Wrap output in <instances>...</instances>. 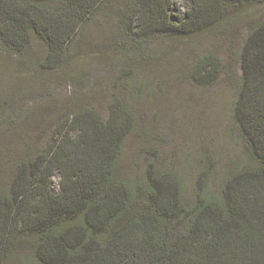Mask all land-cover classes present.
Instances as JSON below:
<instances>
[{
	"label": "trees",
	"instance_id": "trees-1",
	"mask_svg": "<svg viewBox=\"0 0 264 264\" xmlns=\"http://www.w3.org/2000/svg\"><path fill=\"white\" fill-rule=\"evenodd\" d=\"M108 1L0 0V45L23 57L37 38L46 47L43 68L69 78V67L92 61L71 56ZM118 1L121 32L132 41L125 52L114 49L120 62L142 53V40L214 35L229 22V6L264 7V0H187L191 8L177 22L175 0ZM249 26L229 109L241 154L217 187L209 165L194 181L190 170L154 162L122 173L133 111L113 97L104 117L80 100L46 149L23 155L9 179L0 170V264H264V20ZM221 67L222 59L207 53L191 79L210 85ZM148 87L140 82L134 94Z\"/></svg>",
	"mask_w": 264,
	"mask_h": 264
},
{
	"label": "rangeland",
	"instance_id": "rangeland-1",
	"mask_svg": "<svg viewBox=\"0 0 264 264\" xmlns=\"http://www.w3.org/2000/svg\"><path fill=\"white\" fill-rule=\"evenodd\" d=\"M118 2L109 0L100 7L97 20L84 26L77 42L79 55L71 56V60L86 55L92 61L86 67L71 64L77 69L69 67V78L43 68L46 47L37 38L32 39L23 57L10 54L0 45L3 180L9 179L28 151L41 152L49 146L57 123L80 100L85 105L93 103L104 117L113 97H119L133 111L135 128L120 157L124 174L139 173L154 162L190 170L194 181L209 165L217 187L240 156V139L231 130L229 109L236 100L241 76L242 44L249 25L264 20V7L229 6V22L214 35L193 41L142 40L144 51L120 62L114 49L120 45L125 52L132 41L121 32L123 6ZM190 8L189 1L175 0L173 19L183 20ZM210 52L222 59V67L217 80L204 86L191 79L192 69L200 57ZM140 82L149 86L142 96L134 94ZM58 183L56 176L55 189Z\"/></svg>",
	"mask_w": 264,
	"mask_h": 264
}]
</instances>
